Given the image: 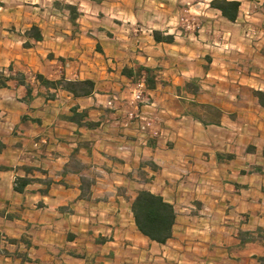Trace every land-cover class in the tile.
<instances>
[{"label": "crops", "instance_id": "1", "mask_svg": "<svg viewBox=\"0 0 264 264\" xmlns=\"http://www.w3.org/2000/svg\"><path fill=\"white\" fill-rule=\"evenodd\" d=\"M238 1L234 21L221 14L224 26L263 16L251 8L264 0ZM104 3L122 5L0 0V69L13 76L0 87V264H264V107L254 94L264 91L263 52L250 68L226 62V31L221 40L212 30L154 39L177 9L202 0H126V36L112 34V13L109 26L98 22ZM33 25L39 41L24 34ZM37 73L90 79L94 90L76 97ZM141 80L146 133L123 123ZM17 177L31 180L16 190ZM140 189L174 207L164 243L135 226Z\"/></svg>", "mask_w": 264, "mask_h": 264}, {"label": "rangeland", "instance_id": "2", "mask_svg": "<svg viewBox=\"0 0 264 264\" xmlns=\"http://www.w3.org/2000/svg\"><path fill=\"white\" fill-rule=\"evenodd\" d=\"M88 1L89 0H87V2ZM104 1L109 2L111 0H104ZM119 1H121L122 5H117L114 6L113 8H111L109 4L107 5V3H104L102 5L103 7L102 12H100V21L98 22L102 24L101 26H109V24H107V21L104 19L108 17L110 18L113 17L110 16L112 13L113 15H115L114 17H117L116 19H118V23H119L117 25L112 26L113 27L112 29L114 31L112 32V34L118 33L120 34V36L121 35L126 36L130 34V27H131L130 22L127 20L128 17L126 15L128 8H127L126 0H119ZM202 1L204 2L203 5H200L197 8H193V10L190 12L185 11L186 9H177L178 12L176 10L174 15L178 16V20L176 19L175 20L176 22H172V24L165 27L166 29L162 28L161 31L162 35H168L170 29L171 35L179 36L182 32L188 31L191 33L195 32L202 34L205 37V35L208 32L209 35L212 36L211 31H209L212 30L214 31L213 35L220 37L221 40L223 37V32L226 31V33L230 34L229 39L226 40V62L231 64H241V65L249 66L250 68L256 64L259 65L261 55H258L257 58L255 59L254 54L252 53H254L255 50L260 53L262 51L263 52L262 54H264V2L259 5L257 4L256 6H253V8H251L252 12L261 13L263 16H257L251 13H250L251 16H249L250 11L247 14V13H243V11L241 10L242 12L241 17L243 19H244V15L249 16L250 18L248 17L246 18L247 20L239 21L240 23L237 26H232L227 22H226V26H224L223 19H221V13L218 10H216V8L213 9V7L211 6H206L207 3L210 4L211 0H202ZM86 9L88 13H90V9L88 8ZM209 20L213 22L210 23ZM137 25H139L140 27H138ZM137 25L135 24L134 26L138 29L144 28V25L142 23H137ZM78 26H82V23L74 22L72 24V28L75 29V31L77 32L86 31L84 29L82 30L78 29ZM200 42L201 43L205 42L204 38H202ZM214 46L221 48L224 45L220 42H216ZM208 51H209L208 53H211L209 47H208ZM262 64H264L263 61ZM259 75L262 76L263 79L262 81L264 82V70L262 72H259Z\"/></svg>", "mask_w": 264, "mask_h": 264}, {"label": "trees", "instance_id": "3", "mask_svg": "<svg viewBox=\"0 0 264 264\" xmlns=\"http://www.w3.org/2000/svg\"><path fill=\"white\" fill-rule=\"evenodd\" d=\"M240 2L238 0H211L210 6L220 10L223 17L229 21H234L238 15ZM70 13L73 15L74 6L71 4L66 5ZM27 37L39 41L42 39L40 29L37 26H31L24 33ZM153 37L157 41L171 42L173 40V35H162L161 31L153 30ZM29 41L24 42V46H28ZM11 67L9 68V70ZM148 71L146 67H139L138 71ZM139 73V72H137ZM35 78L39 80L42 84H47L50 87H60L68 92L72 93L74 96H87L90 95L94 90V82L90 79L83 80H48L45 79L41 74L37 73ZM13 79V76L6 75L3 69H0V87L8 86L7 82ZM16 80L20 84H25L24 74L18 73ZM146 86H152L149 77L144 79ZM27 92L30 93L29 85L27 84ZM255 95L261 106L264 107V92L261 90L255 91ZM53 94L49 93L48 97H52ZM94 123L87 122L90 126ZM31 178L17 177L15 189L21 190ZM131 211L133 214V219L137 230L150 239L158 243L166 242L172 236V227L175 223V210L171 203L166 201L160 194L153 193L147 189H140L137 191L135 198L131 203ZM260 261L264 263V258L260 257Z\"/></svg>", "mask_w": 264, "mask_h": 264}, {"label": "built area", "instance_id": "4", "mask_svg": "<svg viewBox=\"0 0 264 264\" xmlns=\"http://www.w3.org/2000/svg\"><path fill=\"white\" fill-rule=\"evenodd\" d=\"M144 81L141 80L139 81L136 86L134 87V90L132 92V101L134 102L135 105V111L132 112L130 111L129 113H125L123 116L125 117V120L123 121L124 125L127 126L130 122H136L139 121L137 124L138 129L142 133H146L148 127L150 126V121L148 118L144 117L140 112H139V105L145 102L144 100V87L145 85L143 84ZM154 135L156 134L155 132L153 133ZM37 144V143H36ZM0 240H4V236L0 234Z\"/></svg>", "mask_w": 264, "mask_h": 264}]
</instances>
